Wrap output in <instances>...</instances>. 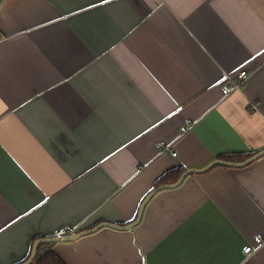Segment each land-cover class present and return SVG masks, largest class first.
I'll return each instance as SVG.
<instances>
[{"label": "crops", "instance_id": "crops-1", "mask_svg": "<svg viewBox=\"0 0 264 264\" xmlns=\"http://www.w3.org/2000/svg\"><path fill=\"white\" fill-rule=\"evenodd\" d=\"M242 71L246 86L225 96L226 75ZM263 151L264 0H2L0 264H24L36 241L64 231L133 223L170 171ZM258 237L264 155L160 191L134 229L43 253L65 264H264V246L243 254Z\"/></svg>", "mask_w": 264, "mask_h": 264}, {"label": "water", "instance_id": "water-1", "mask_svg": "<svg viewBox=\"0 0 264 264\" xmlns=\"http://www.w3.org/2000/svg\"><path fill=\"white\" fill-rule=\"evenodd\" d=\"M2 0H0V6H1ZM264 155V151L251 157L250 159L246 160L245 162L242 163H235V162H226L223 160H217L213 163H211L210 165H208L205 168L202 169H189L187 170L179 179V181L175 184L172 185H162L159 186L157 188H155L147 197L146 199L143 201L138 216L136 218V220L133 223H130L126 226H119V225H114V224H110V223H102L99 224L98 226L89 229V230H84V231H80L77 233H73L64 237H60V236H54V237H47V238H43V239H39L38 241H36L32 247V251H31V255L29 257V259L24 263V264H33L34 260L37 256L39 247L41 245H47V244H55V243H59V242H73L83 236H87L90 234H93L99 230H101L102 228H112V229H116V230H131L136 228L142 221L143 219V215H144V211L146 209V206L148 205V203L151 201V199L160 191L162 190H166V189H174L179 187L184 180L191 174H199V173H204L207 170L211 169L212 167L216 166V165H224V166H229V167H244L247 166L248 164H250L251 162H253L254 160L258 159L259 157Z\"/></svg>", "mask_w": 264, "mask_h": 264}, {"label": "built area", "instance_id": "built-area-1", "mask_svg": "<svg viewBox=\"0 0 264 264\" xmlns=\"http://www.w3.org/2000/svg\"><path fill=\"white\" fill-rule=\"evenodd\" d=\"M249 79V74L247 71H242L238 74V76L235 78L232 75H226L224 82H223V94L225 96L241 90L243 87L246 86V83ZM192 124L190 122L185 123V125L182 127L181 132L186 133ZM174 156H177V153H173ZM73 233L64 231L61 233H58L56 236L64 237L67 235H70ZM264 246V239L261 237H258L255 241V245H248L244 251L243 254L245 256V259H248L252 257L254 254H256L262 247Z\"/></svg>", "mask_w": 264, "mask_h": 264}, {"label": "trees", "instance_id": "trees-1", "mask_svg": "<svg viewBox=\"0 0 264 264\" xmlns=\"http://www.w3.org/2000/svg\"><path fill=\"white\" fill-rule=\"evenodd\" d=\"M235 158V157H234ZM227 160H231L233 158L227 157ZM186 170L184 169H175L173 171L168 172L165 174L159 181L157 185H162L168 182H175L178 181L182 174H184ZM48 245H41L38 250V254L36 256V263L37 264H65L62 260H60L54 253L51 251H45L43 253V248ZM30 257V256H29ZM26 259V261L29 259Z\"/></svg>", "mask_w": 264, "mask_h": 264}]
</instances>
